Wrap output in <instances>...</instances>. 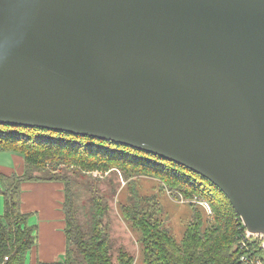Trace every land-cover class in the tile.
<instances>
[{
	"label": "water",
	"instance_id": "water-1",
	"mask_svg": "<svg viewBox=\"0 0 264 264\" xmlns=\"http://www.w3.org/2000/svg\"><path fill=\"white\" fill-rule=\"evenodd\" d=\"M0 123L176 161L264 236V0H0Z\"/></svg>",
	"mask_w": 264,
	"mask_h": 264
},
{
	"label": "trees",
	"instance_id": "trees-1",
	"mask_svg": "<svg viewBox=\"0 0 264 264\" xmlns=\"http://www.w3.org/2000/svg\"><path fill=\"white\" fill-rule=\"evenodd\" d=\"M0 151L22 155L26 166L21 175L0 173V264H26L36 242V226L29 224L31 215L21 209L22 183L39 180L64 184L67 250L55 264H137V257L125 246L115 251L108 228L109 201L121 184L110 191L100 184L120 177L129 194L118 205L140 235L139 264H233L237 258L235 245L244 226L229 198L209 179L176 161L108 139L2 123ZM139 176L153 177L175 197L190 201L193 217L181 239L163 219L160 200L138 191ZM76 183L89 195L84 218ZM201 202L210 205V213Z\"/></svg>",
	"mask_w": 264,
	"mask_h": 264
},
{
	"label": "crops",
	"instance_id": "crops-1",
	"mask_svg": "<svg viewBox=\"0 0 264 264\" xmlns=\"http://www.w3.org/2000/svg\"><path fill=\"white\" fill-rule=\"evenodd\" d=\"M10 160L11 166L0 165V173L24 174V157L13 152ZM64 200V184L60 181L22 183L21 209L31 215L29 224L36 226V242L27 254L26 264H55L63 260L67 250Z\"/></svg>",
	"mask_w": 264,
	"mask_h": 264
},
{
	"label": "rangeland",
	"instance_id": "rangeland-1",
	"mask_svg": "<svg viewBox=\"0 0 264 264\" xmlns=\"http://www.w3.org/2000/svg\"><path fill=\"white\" fill-rule=\"evenodd\" d=\"M12 151H0V165L11 166V154ZM118 183L121 184L117 194L114 198H111L110 211L108 213L107 222L108 228L113 239V245L115 251L120 246H125L132 254L137 257V264L140 262L141 248L139 243V233L133 228L131 223H128L118 205V200H126L129 194L127 182L122 178H116L115 182L101 183V187L104 189H110L115 187ZM138 191L142 194L156 196L162 203L163 214L162 217L166 224L170 227L173 235L179 240L183 236L184 230L188 222L193 217V208L190 205V201L180 197L177 198L166 187L164 188L162 183L157 179L150 176H139L136 180ZM77 193V204L79 206L80 216L84 218L88 213V205L86 200L88 199V193L85 187L76 183L74 185ZM110 191V190H109ZM201 204V203H200ZM206 209V208H205ZM207 213L209 212L206 209ZM210 213V212H209ZM117 252H115L116 255Z\"/></svg>",
	"mask_w": 264,
	"mask_h": 264
},
{
	"label": "built area",
	"instance_id": "built-area-1",
	"mask_svg": "<svg viewBox=\"0 0 264 264\" xmlns=\"http://www.w3.org/2000/svg\"><path fill=\"white\" fill-rule=\"evenodd\" d=\"M201 204L211 212L207 202ZM240 217V216H239ZM244 229H241L235 245L237 258L233 264H264V236L247 229L244 220L240 217ZM8 259V257H6Z\"/></svg>",
	"mask_w": 264,
	"mask_h": 264
}]
</instances>
